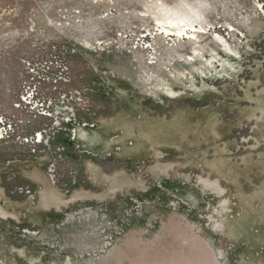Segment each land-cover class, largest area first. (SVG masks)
<instances>
[{
	"label": "rangeland",
	"instance_id": "obj_1",
	"mask_svg": "<svg viewBox=\"0 0 264 264\" xmlns=\"http://www.w3.org/2000/svg\"><path fill=\"white\" fill-rule=\"evenodd\" d=\"M166 25L194 26L199 33L178 38L163 32ZM45 53L58 56L68 91L90 107L77 102L64 112L65 120L39 118L41 126H24L27 138L46 131L42 150L0 144L2 155L9 157L11 150L23 163L55 150L44 172L51 198L40 204L42 188L14 174L5 177L9 197L38 206L27 220L0 219V264H264L250 251L264 245V172L252 169L246 182L245 190L256 194L252 205L237 198L221 176L228 169L236 175L229 163L237 145L216 152L212 123L223 119L218 133L228 140L239 125L233 130L240 137L239 155L244 149L264 153V0H0V118L17 112L30 64ZM226 62L236 73L229 68V77H219L218 66L223 71ZM193 76L195 89L187 80ZM170 87L177 96L164 93ZM141 107L163 120L164 126L149 125L161 127L164 143L178 147L172 156L168 146L140 153L146 149L140 139L149 136L130 135L128 128L140 125L127 119ZM118 117L121 123L109 125L107 138L119 157L58 143L59 134L76 142L78 126L97 127ZM197 117L212 127L194 124L193 135H199L191 141ZM32 148L40 154L33 156ZM68 150L89 164L69 161ZM52 164L56 181L49 176ZM186 190L187 201L181 197ZM240 206L243 213L230 219ZM251 224L258 234L246 232Z\"/></svg>",
	"mask_w": 264,
	"mask_h": 264
},
{
	"label": "crops",
	"instance_id": "obj_2",
	"mask_svg": "<svg viewBox=\"0 0 264 264\" xmlns=\"http://www.w3.org/2000/svg\"><path fill=\"white\" fill-rule=\"evenodd\" d=\"M93 91H94V89H93ZM95 91H97V88L95 89ZM148 104L149 103L147 101L144 102V105L148 106ZM130 105L131 104H129L128 106L130 108H133ZM106 107L109 109L110 105L107 104ZM136 109H138V107ZM153 112H154V110L149 108V107H146V110H142V107H141V112L139 111L138 115H136V116L133 115V117H131V115H129L127 120H129L130 123H134L132 121H135V122H138L140 125V127L135 131L129 127L128 129L130 130V133H131L130 135L137 136V137H143V136L148 137L149 136L147 141H145V139H143V138H141V139L139 138L140 144H142L144 146V148H146V150L144 151L146 155L149 153H152V151H154L156 149L161 148L162 146L163 147L168 146V151H169L168 154L175 153L176 151H174V150H175V148H178V147L177 146H171L169 144V142L171 140L168 141V139H166L167 142L164 143V138H162L163 130L161 127H159V128L157 127L154 129L148 128V124L152 123L154 121L155 122L157 121L160 125L164 126L163 120L158 115H156V116L153 115ZM136 118H138V119H136ZM197 119H198V121L195 120L196 123H194V120L191 121L193 126H192V130L189 132V136H188L189 140L193 141V140H195V138L198 139L199 133L197 134V137H195V135H193V132H192L196 127L194 124H197V125L208 124L206 126H208V128L210 129L212 127L211 125L213 123V128L217 132V133L215 132V135L213 138L216 139L217 142H219L218 151L215 150L216 152H219L220 154H222L223 152L225 153V151L227 150V144H229V143L233 144V145H237V147H234L235 149L233 148V150H232L233 152H230V155L233 156V158L231 157L233 159V160L231 159V161H234V162H233V164H232V162L229 163L232 167H234L233 172H236V175L231 176L230 175L231 171L228 169L225 171H221V176L223 175V178H225L229 182V185H228L229 187L234 188L235 191L232 193L237 195V198L238 197L242 198V201L244 203L248 204L249 202L252 201L251 198L256 197V194L253 191L249 192L250 190H248V191L245 190L246 188H248V184L246 182H247V180L250 179L249 174L251 172H253L254 169L256 171L262 170L264 172V153L260 152L261 150L256 151L254 153L252 151H247L246 149H244V154H240V155L238 154L239 150H240V137H239V135H237L235 133L236 131H233V130L238 128L239 125H237V127L233 128V130L230 131V134L228 135V137L229 136L230 137L228 140L227 136L221 137L220 136L221 132L218 133L219 129H222L224 126L222 118H216V121H214V119H213L212 123H210V121L209 122H204V121L199 122L200 120H202V118H200V117H197ZM118 122L121 123L120 117H118L117 119L116 118H112L111 120L108 119V121H106L105 123H102L101 125H99L97 127H102L103 125H111L114 123H116V126H117L119 124ZM189 122H190V120H189ZM43 123H44L43 119H40L39 121L33 122L35 127H39ZM203 126L204 125H202V127ZM231 128H232V126H231ZM34 129L35 128H33V130ZM204 129L205 128H203V130ZM87 130H89V129H87ZM87 130L85 129L84 131H87ZM84 131H81V129L78 131L80 136L85 135ZM111 132H113V131H110L109 133H111ZM152 132L154 133L155 138L151 139L150 135L153 134ZM191 132H192V135H191ZM200 132H201V134L203 133L202 131H200ZM109 133L106 135L108 138L110 137ZM158 133H160V135L162 134L161 137H159ZM205 135L206 134H203V136H205ZM66 137H68L67 134L66 135L65 134H59L58 139H57L58 143L61 145H63V144L68 145V146L70 145L71 147H75V146L78 147L77 141L76 142L75 141L69 142V138L67 141ZM131 138L132 137H129V139H131ZM68 142H69V144H68ZM4 145H6V144H4ZM1 147H4V146H1ZM10 148H14V147H10ZM40 148L42 149V147H40ZM147 148H149V149H147ZM199 148L200 147H198L197 149H199ZM190 149H191L190 150L191 153H195V151H193V150L196 148L190 147ZM80 150L83 151V149H81V148H80ZM104 150H107V149H104ZM104 150H100V151H104ZM9 151H10V155H9L10 158L5 156V155H2V153H0V219L16 218L18 215H20L19 218L21 220H27L26 219L27 216H29L30 213L34 214V212L36 211L34 209H36L38 204H40L38 202H41V200H43L44 198H47L46 195H47L48 190L46 187L50 188V184H49L47 177L44 175V172L46 171V168H47V159H48V161L50 158L53 159V155L55 153V150L52 149L51 147H49L45 153L46 154L45 157L47 159L46 158H40V161H38L36 163L32 162V161H28V159H27V163L19 162L18 158H16V157H18V155L15 157L14 152H12L11 150H9ZM235 151H237V152L234 153ZM50 153H51V155H50ZM91 153H93V152H91ZM4 154H6L5 150H4ZM93 154H97V153H93ZM118 154H120V153L113 152L112 155L114 157H112V158H115V156H117ZM204 154H209V153H204ZM65 156L69 161L70 160L74 161V163H77L79 165L80 164L86 165L87 163L89 164V161L86 160V157H83V156L79 157L80 155L77 156L75 153H73L69 150H68V152H66ZM210 156L213 157V155H210ZM14 157L16 158L15 160H14ZM128 159H130V158H128ZM84 170L85 169L80 170V178H82V179L84 178V177H82ZM204 171H207L208 175H210V173H211V170L204 169ZM244 173L247 174L246 177L242 176ZM8 174H14L18 180H20L21 182H25L27 185L42 188L43 192L41 194V198L38 199L39 201H37V203H38L37 206L33 205V203L23 202V201H20V200H17L15 198L8 196L7 190H6L5 186L3 185L5 177ZM254 177H255V178H253L254 183L257 185L259 177L257 175ZM35 184H38V185H35ZM164 185H166V184H164ZM173 185H175V183ZM181 186H183V185H181ZM233 188H232V190H233ZM257 189L258 188L255 187V192ZM47 196H50V195H47ZM50 198H51V196H50ZM21 209H23V210H21ZM239 209H240V211L244 210L243 206H240ZM20 210L22 212H20ZM44 217H46V216L44 215ZM44 219L46 220V218H44Z\"/></svg>",
	"mask_w": 264,
	"mask_h": 264
},
{
	"label": "built area",
	"instance_id": "obj_3",
	"mask_svg": "<svg viewBox=\"0 0 264 264\" xmlns=\"http://www.w3.org/2000/svg\"><path fill=\"white\" fill-rule=\"evenodd\" d=\"M47 55L48 53H45L44 56L37 58L35 62L30 64L32 74L29 73V81L24 87L26 91L23 94L21 92V101L18 100L19 102L16 104L17 112L10 116H1L0 144L16 142L21 146L30 147L31 145L40 149V145L44 143L46 131H43L44 134L37 133L36 137L27 138L24 135V126L33 124L39 118L65 120L64 112L69 109L70 105L76 106L77 102L80 105L85 104L90 107V104L86 103V98L80 97L78 99L76 91H68L67 87H69L68 82L70 81L64 75L66 74V68L62 65L63 63H61L58 56L52 55L49 59ZM55 61L57 64H54ZM30 79H32L31 82ZM32 149L33 156H38L41 152L38 149ZM49 176L53 181L57 180L55 164L51 165ZM21 193H23L22 190ZM26 194L29 198H33L29 190H26Z\"/></svg>",
	"mask_w": 264,
	"mask_h": 264
},
{
	"label": "bare ground",
	"instance_id": "obj_4",
	"mask_svg": "<svg viewBox=\"0 0 264 264\" xmlns=\"http://www.w3.org/2000/svg\"><path fill=\"white\" fill-rule=\"evenodd\" d=\"M162 30H163V32H166L167 34H169L170 36H174V37H178V38H183V39H185V38H194V34H196V33H199V28H196V27H194V26H192V27H186V26H183V25H166V26H163V28H162ZM249 32V31H248ZM192 34V35H191ZM249 35V34H248ZM234 37V36H233ZM226 42L230 45V43L228 42V40H226ZM234 48V47H233ZM231 49H232V47H231ZM231 51V50H230ZM232 51H234V52H236V55H237V51L236 50H234V49H232ZM233 53V52H232ZM234 54V53H233ZM232 56V55H231ZM215 57L213 56V57H211V59H214ZM223 60H225V58L223 59ZM226 61H229V60H227L226 59ZM218 62H220V60L218 61ZM218 62H216L215 64H218ZM213 63V62H212ZM220 66L221 65H219L218 66V70H217V73L219 74V75H221V76H219V77H222V76H225V75H227V71L229 70V68H230V70L231 69H233L232 71L234 72V73H236V70H235V68H234V65L232 64V63H230V62H226V64H223V71H220L219 70V68H220ZM211 68V67H210ZM206 72V71H205ZM217 74V75H218ZM232 74V73H231ZM228 75H229V73H228ZM227 75V77H229ZM208 76H210V78H215L214 77V75H213V73L210 75V74H208ZM187 80H189L190 81V85L192 86V87H194V89H195V87H196V85L194 84V76L193 77H188V79ZM212 86V85H211ZM164 93H166V94H168L169 96H171V97H173V96H177V92L176 91H174L173 89H172V87H170L169 88V90L168 91H164ZM80 127H83V129L82 128H80ZM148 128H151L150 127V125L148 124ZM81 129V131H84L85 129L87 130V129H89V130H87V131H84V134L85 135H81L80 136V134L78 133L77 134V141H78V146L81 148V149H83V150H86V151H88V152H93V153H96V152H100V150H104V149H107L108 150V152L109 153H111V152H116V151H114L113 150V148H111V143H110V141L108 140V138H107V134H108V132L110 131V129H109V125H103L102 127H89V126H78V128H77V131H79ZM149 149V148H148ZM146 149H144V150H141L140 151V153L142 152V151H145ZM149 152V151H148ZM114 155V154H113ZM134 155V154H133ZM132 155V156H133ZM170 156H172V154H170ZM117 157H119V154L117 155ZM116 157V158H117ZM153 170V169H152ZM186 192H188L187 190L186 191H184V192H182V194H181V197H182V199H184L185 201H187V200H189V197H187V193ZM193 193V192H192ZM194 194V193H193ZM262 202V201H261ZM238 203H240V204H242L243 205V203L242 202H238ZM254 203V205H257L256 203L257 202H253ZM263 203V202H262ZM250 204H251V202H250ZM261 204V203H260ZM252 205V204H251ZM244 206V205H243ZM237 210H239L238 208H237ZM243 211L244 210H241L240 212H238L237 214H235V216L232 214V213H230V219H238L239 218V215L241 214V213H243ZM254 223H257V222H254ZM254 223H252V224H254ZM261 223H263V222H261ZM252 224L250 225V226H248V228H247V230H246V232L248 231V233H252V232H254L253 231V229H255L256 230V228L255 227H253L252 226ZM263 230L264 229H262V233H263ZM255 232H257V230L255 231ZM259 232H257V233H253V234H258ZM261 245H263V244H261ZM251 252H256V254H257V256H259V257H262V258H264V245L263 246H261V247H257V249L255 250V249H251L250 250Z\"/></svg>",
	"mask_w": 264,
	"mask_h": 264
}]
</instances>
